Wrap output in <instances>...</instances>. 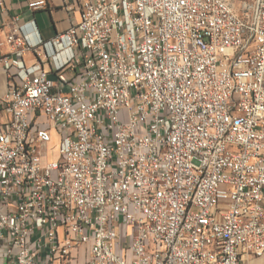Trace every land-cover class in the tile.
<instances>
[{"label": "built area", "instance_id": "built-area-1", "mask_svg": "<svg viewBox=\"0 0 264 264\" xmlns=\"http://www.w3.org/2000/svg\"><path fill=\"white\" fill-rule=\"evenodd\" d=\"M65 3L0 54V264H264V0Z\"/></svg>", "mask_w": 264, "mask_h": 264}, {"label": "crops", "instance_id": "crops-1", "mask_svg": "<svg viewBox=\"0 0 264 264\" xmlns=\"http://www.w3.org/2000/svg\"><path fill=\"white\" fill-rule=\"evenodd\" d=\"M6 11L0 14V54L11 55L12 47L7 43L8 35L15 29L16 24L26 26L24 31L31 32V41L37 42L39 39L45 41L52 39L56 34L68 30L75 20H79V13L68 11L65 0H46L47 8L33 11L29 8L32 1L39 0H4ZM19 16V22H14V17ZM35 21L34 28L29 22ZM38 61L43 62V51L36 55H29L26 58L27 65H33ZM45 67L47 65L44 64ZM12 80L4 71L0 72V123L5 122L8 117L1 108L2 98L11 87Z\"/></svg>", "mask_w": 264, "mask_h": 264}, {"label": "bare ground", "instance_id": "bare-ground-1", "mask_svg": "<svg viewBox=\"0 0 264 264\" xmlns=\"http://www.w3.org/2000/svg\"><path fill=\"white\" fill-rule=\"evenodd\" d=\"M42 120H34V128H41ZM200 232H207V225H200Z\"/></svg>", "mask_w": 264, "mask_h": 264}, {"label": "rangeland", "instance_id": "rangeland-1", "mask_svg": "<svg viewBox=\"0 0 264 264\" xmlns=\"http://www.w3.org/2000/svg\"><path fill=\"white\" fill-rule=\"evenodd\" d=\"M235 1H236L237 3H239V2H241V1H243V0H235ZM246 1H252V0H246ZM57 143H58V141L55 140L54 144L50 146L49 150L52 149L53 147L57 146ZM49 159H50V160L55 159V151H53V152L50 151V152H49ZM258 264H259V263H258Z\"/></svg>", "mask_w": 264, "mask_h": 264}]
</instances>
